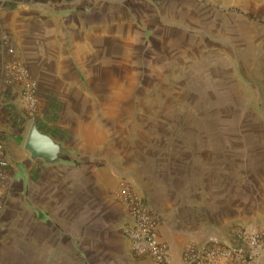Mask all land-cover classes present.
<instances>
[{
    "label": "rangeland",
    "instance_id": "1",
    "mask_svg": "<svg viewBox=\"0 0 264 264\" xmlns=\"http://www.w3.org/2000/svg\"><path fill=\"white\" fill-rule=\"evenodd\" d=\"M56 1L43 0L51 11L98 2L93 38L72 53L93 58L80 72L87 94L67 103L74 125L56 134L70 163L92 165L99 192L126 179L180 253L228 243L241 225L264 228V0H69L64 10ZM78 243V264H87Z\"/></svg>",
    "mask_w": 264,
    "mask_h": 264
},
{
    "label": "crops",
    "instance_id": "2",
    "mask_svg": "<svg viewBox=\"0 0 264 264\" xmlns=\"http://www.w3.org/2000/svg\"><path fill=\"white\" fill-rule=\"evenodd\" d=\"M61 1L65 4L56 10L71 6L72 1ZM89 2L83 8L65 11H51L47 4H52L43 0L0 8V141L16 163L14 184L0 217V264H78L79 241L85 246L87 264L148 262L133 256L129 241L118 229L128 213L117 186L107 191L102 187L103 192H99L92 165L70 163L69 157L45 164L41 159H31L23 148L31 118L36 117L40 130L62 143L56 135L58 124L74 125L71 118L75 116L67 103L85 97L81 73L94 69L93 58L88 59L85 50L81 58L72 57L73 47L79 43L86 46L93 38V32L89 38L86 33L88 20L94 30L98 2ZM201 14H205L204 8ZM109 16L108 12L103 20L109 21ZM99 56L108 61L109 48L103 47ZM14 64L26 67L38 81L39 111L30 119L20 97V85L14 80L9 83ZM98 81L103 96L108 89L103 88L102 79ZM21 201L26 208L19 205ZM159 236L170 245L173 259L179 263V238L172 230L163 233L161 227ZM251 264H264V250Z\"/></svg>",
    "mask_w": 264,
    "mask_h": 264
},
{
    "label": "built area",
    "instance_id": "3",
    "mask_svg": "<svg viewBox=\"0 0 264 264\" xmlns=\"http://www.w3.org/2000/svg\"><path fill=\"white\" fill-rule=\"evenodd\" d=\"M55 4L60 7L65 2L60 0ZM8 51L12 52V48ZM11 73L13 77L9 83L16 81L20 85V97L28 115L34 117L40 103L37 79L20 64H14ZM15 173L16 163L7 156L4 143L0 141V217L7 205ZM118 197L128 213L121 224V232L129 241L133 256L147 259L146 264H251L264 250V228L249 223L237 227L234 240L228 243L211 240L186 244L177 263L169 245L159 236L158 216L142 194L123 179L118 186Z\"/></svg>",
    "mask_w": 264,
    "mask_h": 264
},
{
    "label": "water",
    "instance_id": "4",
    "mask_svg": "<svg viewBox=\"0 0 264 264\" xmlns=\"http://www.w3.org/2000/svg\"><path fill=\"white\" fill-rule=\"evenodd\" d=\"M23 148L31 159H41L45 164L59 163L71 155L69 147L41 131L35 121L30 123Z\"/></svg>",
    "mask_w": 264,
    "mask_h": 264
}]
</instances>
